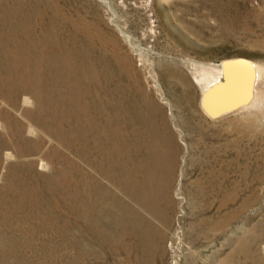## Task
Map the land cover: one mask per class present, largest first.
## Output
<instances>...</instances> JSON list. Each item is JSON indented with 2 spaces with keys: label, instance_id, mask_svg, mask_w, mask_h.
<instances>
[{
  "label": "rangeland",
  "instance_id": "374dc122",
  "mask_svg": "<svg viewBox=\"0 0 264 264\" xmlns=\"http://www.w3.org/2000/svg\"><path fill=\"white\" fill-rule=\"evenodd\" d=\"M0 32V264H264V0H0ZM237 60L261 67L258 102L213 120L197 66ZM82 73L163 110L174 154L135 111L111 138L109 185L61 121Z\"/></svg>",
  "mask_w": 264,
  "mask_h": 264
},
{
  "label": "bare ground",
  "instance_id": "6f19581e",
  "mask_svg": "<svg viewBox=\"0 0 264 264\" xmlns=\"http://www.w3.org/2000/svg\"><path fill=\"white\" fill-rule=\"evenodd\" d=\"M3 33L10 34L16 37L15 33H18V32L5 28V31ZM13 44L15 46V49L22 50V49L28 48V46H24V45L21 46V44L17 42V38H16V41L13 42ZM29 46H32V45H29ZM2 50L5 53L14 51V50L9 49V47H5V46L2 47ZM231 63H229L228 66L223 65L216 69L215 68L213 69L212 67L211 69V68H206L203 66L196 65L197 66L196 72L199 74L197 76V81L201 84L203 91L208 92V95L203 99V103L201 105H202L204 112L213 120L224 118V116H227L233 112H243L246 110L247 111L251 110L256 105V101L258 98V92L260 91V90L258 91L257 82L261 78V69H260L261 67H259L258 65L254 63H248L243 60L232 61ZM79 82L82 83L84 87L81 88L79 84L75 82L74 85L68 86V88H66V86H65V89L62 88V90H64L63 98L62 96H60L58 100L63 105L65 109V113L61 121L67 125V133L70 134L71 137L77 136L78 139L82 141L84 146L91 152L92 155L94 154L93 150L95 149L96 154L100 158V161H96L98 162V164H95L93 159L87 156L86 154L84 158L87 160H90V162L95 166V170L98 171L100 175L106 179L109 185L113 184V178H115V176H113L115 158L114 159L112 158V160L110 159L111 158V154H110L111 138L117 137V134L120 133L121 129L123 130V127L126 126L128 128V126L130 125L129 123H125V125L123 126V124L121 123V120L123 118L126 119V121L130 119L135 121L137 118L136 115H138L139 117V114H141L143 115L142 116L143 118L152 119L151 121L154 122L153 125L155 126V129L158 132L157 137H158L159 145L161 144V147L165 148L162 151L166 152L165 150H167V152L174 154V150L176 149V146L173 141V133L171 132V130H169L170 128H168L167 125L164 123L163 112H162L163 110H161L158 107H153L152 110L150 109V111L143 110V114H142L140 113L142 112V110L131 109L130 107L132 106L126 105L127 103H125L126 101L123 98L124 94L121 95V91H118L121 88H119L118 90L115 89L116 92H119V94L113 93L114 95L110 96L108 94H104L103 92V97H102L100 90L97 88V85L95 87L90 85L89 79L86 73H82V75L79 76ZM252 93H253V96L251 95ZM246 96L248 97V99H250V97L251 98L253 97L252 103L251 102L244 103V99ZM29 98L31 102V97ZM42 98H43V94L42 95L36 94L35 96V99L37 103L39 104L42 103ZM28 101L29 99L26 98L24 102L27 103ZM93 101H96L99 104L100 106L99 109L95 106ZM78 108H80L81 110L79 111ZM68 110L70 111L69 113H68ZM135 111H136V115L134 114ZM70 115L73 117V119ZM127 117H129V119ZM31 126L28 131L29 133L35 134L36 129L34 126H32L34 127L33 128L34 130H33ZM194 134H197V133L194 132ZM132 143L134 142L132 141ZM135 150L136 148L133 149V146H132V149H128V151H126L128 152V156H129L128 160L130 161V166L128 169H126L127 171H125L127 175L126 177L128 178L127 180L128 187H127L125 194L130 200L129 214L131 216L133 215L132 209L138 206L137 205L138 201L136 202V200L138 198V195L140 194L139 189H141V188L138 189L134 185L136 183L135 178H134V175H135L134 171H136V169H134L136 167L135 165L136 162L134 163ZM6 158L10 159L12 158V155L7 153ZM100 171H103V172L101 173ZM170 176L172 175L170 174ZM120 178L122 179L121 176ZM96 185L98 186L99 189H101V186H99V183ZM100 191H103V190H100ZM88 210L89 208L86 205V211Z\"/></svg>",
  "mask_w": 264,
  "mask_h": 264
},
{
  "label": "water",
  "instance_id": "95a60500",
  "mask_svg": "<svg viewBox=\"0 0 264 264\" xmlns=\"http://www.w3.org/2000/svg\"><path fill=\"white\" fill-rule=\"evenodd\" d=\"M245 62H246V61H245ZM231 64H232V63H231ZM231 64H230V65H231Z\"/></svg>",
  "mask_w": 264,
  "mask_h": 264
}]
</instances>
